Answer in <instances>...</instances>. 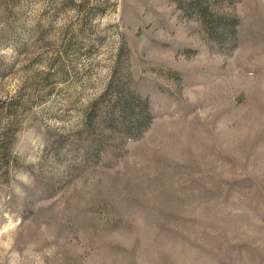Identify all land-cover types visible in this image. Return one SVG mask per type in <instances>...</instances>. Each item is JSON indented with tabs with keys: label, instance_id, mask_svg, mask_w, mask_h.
Listing matches in <instances>:
<instances>
[{
	"label": "rangeland",
	"instance_id": "rangeland-1",
	"mask_svg": "<svg viewBox=\"0 0 264 264\" xmlns=\"http://www.w3.org/2000/svg\"><path fill=\"white\" fill-rule=\"evenodd\" d=\"M0 264H264V0H0Z\"/></svg>",
	"mask_w": 264,
	"mask_h": 264
}]
</instances>
